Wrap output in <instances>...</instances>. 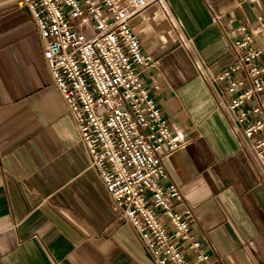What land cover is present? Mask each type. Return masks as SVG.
<instances>
[{"label":"crops","instance_id":"0c3cea01","mask_svg":"<svg viewBox=\"0 0 264 264\" xmlns=\"http://www.w3.org/2000/svg\"><path fill=\"white\" fill-rule=\"evenodd\" d=\"M134 18L158 64L143 80L186 146L164 160L209 264H264V183L194 54L212 74L230 40L264 23V0H166ZM216 19L218 21H216ZM29 12L0 0V264H157L113 200L55 87ZM227 98V96H226ZM189 261L193 254L183 246Z\"/></svg>","mask_w":264,"mask_h":264},{"label":"built area","instance_id":"2783aa9c","mask_svg":"<svg viewBox=\"0 0 264 264\" xmlns=\"http://www.w3.org/2000/svg\"><path fill=\"white\" fill-rule=\"evenodd\" d=\"M241 7L246 0H236ZM35 23L53 83L78 130L81 144L113 200L117 219L129 223L157 264H209L191 233L193 211L168 178L164 160L182 150L143 80L158 61L132 29L135 17L166 0H18ZM216 21H218L216 19ZM230 40L234 63L210 73L194 54L205 82L217 93L234 131L252 155L264 183V23L241 26ZM227 96V98H226Z\"/></svg>","mask_w":264,"mask_h":264}]
</instances>
